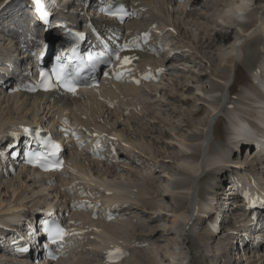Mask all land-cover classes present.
Here are the masks:
<instances>
[{"label": "rangeland", "instance_id": "rangeland-1", "mask_svg": "<svg viewBox=\"0 0 264 264\" xmlns=\"http://www.w3.org/2000/svg\"><path fill=\"white\" fill-rule=\"evenodd\" d=\"M2 1L3 0H0V4L2 3ZM195 1L197 2L196 3L184 2L185 4L183 2H180L179 6H174L173 4L174 2L167 0H136L135 6L141 14L139 19L137 18L130 23L128 22L127 29L131 31L133 30L141 31L143 30V28L147 26L154 25L157 26L158 29H162L166 25H171V26L174 25L176 30L175 31L169 30L167 32L165 31L164 35L161 37V40L167 45H169V49H170L169 51L178 50L180 51L179 53H181V55L188 54L190 55V57H198L197 59H195L198 62L196 64V67L191 66L189 62L190 58L185 59L186 61L185 62L183 61L184 59H181V57H177V59L179 58V60L181 61H179L177 64L174 63L176 62L175 56L177 55L175 54L173 56L174 61H172L174 64L170 62V64L166 65L169 67L177 66L175 72L174 69L172 70L170 69L166 71L165 74L160 75V77H158L156 81L151 83H146L145 85L142 84L141 86H139L138 91L137 88L132 89L134 90L132 91L131 87L122 86L120 90L118 89L117 92L113 94V95H117V97L114 100H112L111 98L113 103L117 106L110 108H105V107L99 108L97 106L98 101L96 99H94L95 102L91 101L90 99L87 100L82 98H77L74 101L76 104V105L74 104L75 108L78 109L75 112V116L77 117L78 127L82 126L88 132L93 130L95 131L99 130L101 132H105V133L108 132L109 134H112V136H114V138L116 139L114 143L117 146V150L119 149L120 152L124 151V153L130 157V159H126L125 157L116 158L114 160V163L120 166V168H118L116 171H111L109 166H107L108 162L106 161H101L98 163L90 162L83 155L82 152H78L77 154L72 156V158H70L71 162L73 161L75 165L78 164L80 169H82L86 175H88L89 173L88 172L89 168L86 166V164L88 165L99 164L101 166L100 168H104L107 166L108 169L110 170L107 173L112 172L111 174L107 175L108 177H104L101 175V171H100L101 169L98 168L96 172L92 174L93 178L94 179L96 178L97 181L95 185L98 186L99 188V190L94 192V195L96 194V196H100L102 194L103 188L102 185L100 184L102 182L108 183L106 180H110V182L113 183L112 185L118 186V189H120L119 187L120 185H122V183H127V182L132 184L141 183L142 187L144 186V189L147 192L149 191L148 193L146 191H145L146 193L143 191V193L139 195L136 191L134 192L131 191L130 196L132 197V199L128 200V203L135 206L136 208L138 207V209L135 208V210H133L130 213V216L138 219V221L142 223L148 222L152 217L156 216V212L157 213L159 212V210L152 211L149 208L147 209L144 201H146L147 199H152L153 203H157L158 206L163 208L162 211H160L162 212V217L157 218L158 219L157 225L159 226V228L163 229L162 233L160 232V236L163 237L162 235L165 234L164 232H166V230L164 229H167L172 233L168 236V238L171 237L169 238V241L171 240L170 246H168L167 243L162 242L163 247L162 246L161 247H162V252H164L162 253V255L165 258V261L159 260V264H168L166 257H169L171 255H173L174 258H178V259H174L175 262L180 263L182 257L186 253L185 245L181 242L183 232L181 231L175 232L172 224L170 223L171 221L169 220V217L172 214L170 211H168V208H169V201H171L172 198L171 196L179 194V196H182L183 198L185 197L184 192L186 190L174 189L175 187L173 185V181L183 180L184 179L183 165L184 163H191V161L187 158L178 159V157L175 158L172 157L171 155L173 154L180 155L179 153L182 152H184L183 154H189L192 151L196 150V148L197 150H199L198 152H200V147L203 143V140L201 139H197L193 141L189 140L188 138L189 133L191 132L202 133V131L204 130L202 124L198 122L197 118L196 119L192 117L188 118L186 117L187 113L189 110L194 111L201 106L205 109L207 113L209 112V110L212 109V106L218 99L219 96L218 93L219 92L222 93L225 87L224 85L231 78L233 68L240 67L239 61L241 58V49H242L241 47L243 46V44L246 41L250 40L251 38L257 37L258 32H261L262 29H263L262 33L264 34V27L254 28L255 25H257L256 23L259 21L264 25V0H238L237 3L235 4L237 13L234 15L236 21H235V25L233 26L234 36L236 37L235 40L232 41V45H233L232 48L227 50L225 54H223L224 55L223 59L221 60V62L218 63L220 67L225 68V73L224 74L209 73L206 79V81L214 85L213 88L214 90L213 89L207 90V88L204 89L195 83L191 84L192 88H190V90L188 91L187 90L184 91L182 89L179 90L178 88H176L178 86V81H176L175 78L178 77L179 75H185L186 74L185 70L193 69V71L195 70L200 71V68H202V64H203V60L199 59L200 54H197L199 53V51L197 50V45H195L196 43L193 42V40L191 39V37H193V39L196 38L194 36L197 35V31L190 24L191 23L190 20L194 21L198 13L204 12L203 9L201 8V3H202L201 0H195ZM187 10L190 12L193 11L194 13L191 15L189 14L186 15L185 11ZM79 13H82V11H79ZM256 20L257 22L255 23ZM247 21H251V25L249 27H242L241 26L242 23H245ZM188 28L191 30V32H193L192 33L193 36L187 35L186 30H188ZM0 47H1V42H0ZM175 47H177L178 49H175ZM193 50L194 53L192 54L191 51ZM161 59H162L161 56L160 57L147 56L143 60L158 63L160 62ZM178 67H180V69H178ZM181 68H187V69H181ZM238 72L239 71H237V73ZM186 76L187 75H185L184 77L186 78ZM145 90L148 91L146 92ZM130 93H132V95H129ZM135 93L137 95H135ZM169 94L178 95V97H180L179 99L180 101L188 97L192 102L188 105L181 104L176 99L173 100L172 98L168 97ZM133 95L138 97L140 99L138 103H143V105L134 103L130 99L131 97H133ZM11 96H5V98L3 99L0 98V128L2 125H3L2 127L6 126L9 120L10 122H12L19 120H27L34 117L39 118L38 116L39 113L41 112L40 109H38L39 112L37 114L35 112L30 113L27 116L23 114L25 113L26 110L24 108L31 109V104L33 103L35 104L33 98L31 99L27 98L25 101L23 96H20V98L18 97L15 98ZM32 99L34 102H32ZM7 100L8 102H5ZM23 100L26 102L25 103L26 105L21 104ZM144 103L146 104L145 106ZM17 106L20 109V111H15V108H17ZM8 107L12 109L10 111V114H6V113L3 114L4 113L3 111L7 110L6 108ZM124 110L125 111L128 110V111L124 112ZM244 110L246 109L242 107V111ZM141 114H143V116ZM212 115L213 113L212 114L210 113L209 120L211 119ZM133 119L135 120L134 122ZM186 120L188 121V125H184ZM211 122L212 124H214V126H217L222 131L220 122L217 121V119ZM153 128H155V130ZM118 135L120 136V138ZM215 140H216L215 137H213V135L210 134L208 142L206 141V155L209 153V151H211V146H212L211 144ZM119 141L122 142V144H118ZM237 152L239 153V151ZM237 152L234 154H232L231 151L229 150L224 152V155L226 156L227 160L233 161V164H230L232 166L230 167V171H228V173L226 174H231L233 176L239 175L240 172H237L234 166L240 165L241 162L240 163H236V162L240 160L239 158L241 157L242 151H240L239 154H237ZM139 154H140V159H138ZM152 154L160 155L162 161H164L167 164L166 165L167 169H165V167L161 165V162L160 163L158 162L159 158H154ZM244 154H246V152H244ZM132 157L135 158L133 160L136 164L131 162ZM243 158L244 155H242L241 160ZM145 159L148 160L152 159V160H150L151 161L150 163L142 164ZM140 162L141 165L140 166L137 165L140 164ZM192 165L195 166L194 164ZM153 167L158 168L157 176L159 177L156 183L153 184L154 185L153 187H156L158 190L162 191L161 192L162 194L156 195V197H154L155 194H151L152 192L151 187L148 188L149 186L144 183L142 178V176L149 173V170H151ZM77 169L81 171L78 167ZM187 174L190 176L191 173L189 172ZM62 180L64 179L60 178V181ZM200 182L202 183L199 184V186L196 189L195 198L197 201L199 200L201 201L203 199L207 200L210 198V194H212V191H210V189L207 188L209 186L204 187L202 185L205 184L203 183L204 182L203 180H201ZM217 182L218 179L216 177L213 179L210 178V182H209L210 184H214ZM224 187H226L225 182H222L218 190L221 191ZM59 191L61 190L58 189L56 191L55 189L53 190V188L49 187L48 185H43L41 182V178H39L37 175L35 176L34 174L19 175L18 172H16L7 177L0 178V199L2 200V204H3L1 206L2 208H8L14 210V209H21V206H25V208H29L30 206H34L35 204L39 205L45 202H54L55 200H57V202H61V200L63 199L62 196L63 194H61ZM101 199L103 203L106 204V201H104L103 197ZM206 205H208V203H206ZM227 209H229V205L224 206V210L226 211ZM163 212L166 214L163 215ZM228 213L229 212H227L226 214ZM241 214L242 211H238V209H235L232 210V213L230 215L232 217L241 216L243 218L244 214L243 215ZM74 216L77 222L88 224L89 227L94 228L93 231L90 232V234L89 233L85 234L84 237L86 241H90V240L91 241L89 242L90 244L87 245H83V243H79L78 247L82 246L79 249L85 253L84 255L81 256L82 253L79 251L72 252L68 256L65 255L63 258H61L59 263L60 264H100V262L98 261V257L95 255L96 252L95 250H97V248L92 245V242L99 240L101 238L100 228L105 226L106 223H103L102 220H97V219L91 220L86 215L79 216L78 214H74ZM119 221L128 223L127 225H132L135 222V219L133 220V218L131 219L128 217H123ZM115 225L117 226L115 227ZM115 225L114 226L110 225L109 228L111 233H113L114 235L116 234V229L120 226L119 224H115ZM113 230L114 232H112ZM186 231L189 233V229H187ZM195 233L196 232L192 233V237H194V239L197 240ZM203 235H204L203 232L197 233L198 238L200 237L202 238ZM204 237L206 238V236ZM221 240L222 238L220 240L217 239V242H221ZM121 242L124 244V246L129 247V243L127 241L123 240ZM202 242L204 243L206 241H201L200 243ZM149 244L151 245L152 248L156 247L151 243ZM220 244H222V242ZM259 254L260 252L258 253V256H260ZM256 255L257 253H255L253 256L256 257ZM253 256L248 252L243 253V255L241 256L242 260L240 261V264H247V261L250 262L252 261V263L255 264L256 262H259L258 260H261L262 258L261 255L260 257L257 256L258 258L253 260L252 258ZM158 258L156 257L157 260ZM2 264H8V262H3Z\"/></svg>", "mask_w": 264, "mask_h": 264}, {"label": "bare ground", "instance_id": "bare-ground-1", "mask_svg": "<svg viewBox=\"0 0 264 264\" xmlns=\"http://www.w3.org/2000/svg\"><path fill=\"white\" fill-rule=\"evenodd\" d=\"M221 1H223V2H221ZM237 1L238 0H201V2H202L201 8L203 9L204 12L198 13L196 16V19H194V21L190 20L191 23L190 22L189 23L197 31V35L194 36L196 38L193 39V37H191V39L193 40V42L196 43L195 45H197V50L199 51V53H197V54H200L199 59L203 60L202 68H200V71H196V70L193 71V69L185 70V73H186L185 75H187L186 78L184 77L185 75H179L178 77L175 78L176 81H178V86L176 88H178L179 90L182 89L184 91H186V90L188 91V90H190V88H192L191 84L195 83L204 89L207 88V90L208 89L212 90L214 88V85L212 83H209L208 81H206L208 74L209 73H215V74H224L225 73V68L220 67L218 63L221 62V60L223 59V56H224L223 54H225V52L227 50L232 48V46H233L232 41L235 40V37H236V36H234V31H233L234 27L233 26L235 25V21H236L234 15L237 13L236 8H235V4L237 3ZM196 2L197 1H195V0H187L186 3H196ZM173 4H174V6H179L180 1L174 2ZM185 13H186V15H188V14L191 15L194 12L193 11L190 12L187 10V11H185ZM253 22H254V20H253ZM256 22H257V20L255 21V23ZM237 24H240V23H237ZM256 24L257 25H255L254 28L264 27V25L260 21L257 22ZM250 25H251V21H247L245 23H242L241 26L242 27H249ZM237 26H239V25H237ZM173 27L175 29L174 25H173ZM189 28H188V30H186L187 35L193 36L192 35L193 32H191V30ZM258 30H260V29H258ZM262 32H263V29L261 32H258L259 37L257 36V37L251 38L250 40L246 41L243 44V46L241 47L242 48L241 49V58L239 61L240 67L239 68H237V67L233 68L231 78L228 80L229 82H226V84L224 85L226 87L227 92L231 91V87L229 85V83L231 81L236 80V82H238V83L242 82L243 79L245 78L244 77L245 71L254 67L257 64V62H261L264 60V54H261L262 51L264 50V39H263L264 34ZM54 34H56V32H54ZM175 49H178V48L175 47ZM164 50H162V51H164ZM169 50H170L169 45L166 44V51L165 52L168 53L169 55L165 56L164 52H161L160 55L163 58L160 60L159 63H163V65H168V64H170V62L174 61L173 56L175 54H177L178 56L177 55L175 56L176 62H174V63L177 64L179 61H181V60H179V58L177 59V57H181V59H184L183 61H185V59L190 58L189 62L191 64V66L196 67V64L198 62L195 59H197L198 57H190V55H188V54L181 55V53H179L180 51H178V50H174V51H169ZM191 52L193 54L194 50ZM164 56H165V58H164ZM163 69H164L163 70L164 74L166 71H168L170 69L171 70L174 69V72H175V69H177V66H174V67L168 66L167 68H163ZM178 69H180V67H178ZM181 69H187V68H181ZM237 71H239V72L237 73ZM263 73H264V71L261 70L258 77L259 78L263 77V75H264ZM114 85L116 87H118L117 84H114ZM143 85H145V84H143ZM148 85H150V84H148ZM175 86H176V84H175ZM135 88H137V91L139 90L138 87H132L131 90L135 89ZM132 91H134V90H132ZM235 91H236L235 95H233V97H229L230 98L229 101L233 104V106H235V104H236V108H233V106L230 103V105L232 106L230 108H232V109L228 110V114L231 117H229V119L227 117V120H229L228 121L229 127L231 126V123H233L234 118H236L235 120H239L238 114H244V113L248 114V112H252V111L258 112L257 109H254V108L249 109L250 105L247 102L249 99V92L247 90L242 91L241 89L235 88ZM104 94L107 95L108 92H102V96H104ZM91 95H92L91 92L88 94L87 93L86 94L81 93L80 98L87 99V100L90 99L91 101L95 102V100L93 99V96H91ZM129 95H132V93H130ZM135 95H137V94L135 93ZM135 95H133V97H131L130 99L134 103H138L140 101V99L138 97H136ZM11 97L20 98V96L17 94L12 95ZM116 97H117V95L111 96L112 100H114ZM168 97L172 98L173 100L176 99L177 101H179V103L184 104V105H188L192 102L190 100V98H188V97L184 98L181 101L179 100L180 97H178V95H170L169 94ZM0 98L3 99V98H5V96H2ZM23 98L26 101L27 98L26 97H23ZM31 98L34 99L35 104L34 103L31 104V109L24 108L26 110H25V113H23V114H25L26 116L29 115L30 113H33V112H35L37 114L39 112L38 109H40L41 112L39 113L38 117L39 118H47L49 116L48 115L49 111H55V110L59 111L58 105H53L52 103L44 102L43 98H40L38 96H32ZM31 98H28V99H31ZM6 99H7V97H6ZM33 99H32V102H34ZM24 100H23V102H21V104L26 105L25 104L26 102ZM221 100H223V97L218 96L217 101L215 103L213 102L214 105L212 106V109L209 110L208 113L201 106L194 111L189 110L191 112L188 111L187 116H186L188 118L189 117H192L195 119L197 118L198 122H200V124H202L203 130H204V131H202V133H198V132L189 133L188 134L189 140L190 141L197 140V139L203 140V143L200 147V148H202L203 144L206 141L208 142L209 135L212 134L216 140L211 144L212 145L211 151L206 155V146H205L204 150H203V156L202 157H200V152H198L199 150H197V148H196V150L192 151L189 154H183L184 152H182V153H179L180 155H175V154L171 155L172 157H175V158L178 157V159L179 158H184V159L187 158L191 161V163H184V165H183V171L184 172L183 171L182 172L184 173V179L173 181V185L175 187V188L173 187L174 189H185L186 190L184 192L185 197L183 198L182 196H179V194L173 195V196H171L172 197L171 201H169L168 211H170L172 215H170V217L169 216L168 217H169V220L171 221L170 223L172 224L173 228L174 227L177 228L178 232H180V231L183 232L186 222L189 221L187 216H188L189 211H190L189 209L191 208L190 206L192 204V197H194L196 189L199 186V184L202 183V182H200L201 180H203L204 181L203 183H205V184H202L204 187L209 186L207 188H209L210 191H213L214 194H217L219 204L222 205V204L226 203V201L228 200V197H225V198L221 197L220 196V190L217 189L219 187L220 183L222 182V180L225 178L224 175L227 172V170H230V168L228 169V167L230 166V164H233V161L227 160L226 156L224 155V148L223 147H226L227 151L228 150L232 151L231 153L234 154L236 151H239V153H240V151H243L244 145L240 144L239 148L237 150H233L229 144L231 142L234 143L233 145L237 144V142H235V137H233V136L230 137V142L229 143L226 142V144L224 146L219 143V140H222V136L223 135L225 136L228 134L226 132H224L222 134L221 129H219L217 126H214V124H212L211 121L216 119V116H215L216 114L214 113L215 111L224 113L225 109L223 108V106L220 105ZM62 101H63V103L68 105L67 111H69V114L72 117L77 119V117L75 116V112L78 109L74 108L76 105L74 102V99L73 98H65L64 100L62 99ZM100 101H101V103H99V102L97 103V106L99 108H102V107L108 108L109 103H110L109 100H107L105 98V99H101ZM5 102H8V100ZM73 103L75 105L73 106V110H72L70 106H72ZM138 104L143 105V103H138ZM145 105L146 104L144 103V106ZM177 107H179V106H177ZM242 107H244V109H246V110L242 111ZM6 109L7 110L3 111L4 112L3 114H5V113L10 114V111L12 109L10 107H8ZM34 109H35V111H34ZM87 110H88V108H87ZM15 111H20L18 106H17V108H15ZM127 111L128 110H126V111L124 110V112H127ZM233 111H235V112H233ZM210 113L211 114L213 113V115L211 116V119L209 120ZM141 115L143 116V114H141ZM33 119H37V118L34 117V118H32V120ZM219 119H221V118H219ZM27 121L28 120H19V121L10 122V120H9L6 126H10L13 124H20L21 122L23 124H25ZM134 121L135 120L133 119V122ZM184 125H188L187 120L185 121ZM2 126H1V128H2ZM152 127H151V129H152ZM243 127L245 128V126H243ZM153 129L155 130V128H153ZM149 132H151V131H149ZM110 135L112 136V134H110ZM112 138L114 140H116L114 138V136H112ZM119 138H120V136H119ZM118 144H122V142L119 141ZM262 144L263 143H261V141H260L261 146L259 147V149L264 151V145H262ZM220 147L223 148V150H220ZM119 152H120V150L118 149L117 153H116L117 157L119 156V158L125 157L126 159H130V157L127 154H125L124 151L123 152L121 151L120 154H119ZM211 152L217 153V157L213 158L212 157L213 155ZM250 152L251 151H249V152L247 151L246 154H244V152H242L241 157L239 158L240 160L238 162H236V163L241 162L242 165L240 164V165H236V166L240 167V166L244 165L245 167H248V166L249 167H254V166L257 167L256 171L254 172L256 174L253 173V177H252L253 180L251 183L252 186H255V182H256L255 180L257 179L259 181L260 179H262V175L264 177V163L256 162V161H254L253 158H250L252 156V154ZM242 155H244V158L241 160ZM153 157L159 158L158 162L159 163L161 162V165H163L165 167V169H167V167H166L167 164L164 161H162V158L160 157V155H153ZM133 159H135V158L132 157L131 162L135 163ZM138 159H140V154L138 156ZM245 159H246V161H245ZM150 160H152V159H149V160L145 159L142 164L150 163L151 162ZM192 164H194L195 166H193ZM76 165L80 169L78 164H76ZM76 165H75V168H77ZM138 165L140 166L141 162ZM86 166L89 168V171H88L89 176L87 175V177L84 178V181H85L84 183L87 186L88 185L91 186V185H94L97 183L96 178L94 179L92 177V174H94L98 168L101 169L100 170L101 175L104 177H108L107 175L112 173V172L107 173L110 171L107 166H109L111 171H116L118 168H120V166H118L116 163H114L110 159L108 160V165L104 168H100L101 166L99 164H92V165L86 164ZM154 167H156V166H154ZM154 167L151 170H149V173L142 176V178H143L144 183L149 186L148 188L151 187V191H152L151 194H155L154 197H156V195H161L162 191L158 190L156 187H153L154 186L153 184L156 183V181L159 179V177L157 176L158 168H154ZM80 170L83 174H85L82 169H80ZM186 172L187 173L190 172L192 175L190 174V176H189ZM26 173L28 175H30V173H28V172H26ZM18 174L21 175L24 173L20 171V172H18ZM254 175H255V178H254ZM219 176H220V179H219ZM51 177H52V175L42 176L41 178L44 180L42 182V184L43 185L48 184L45 182V179H49ZM212 177L213 178L216 177L218 179L219 183L209 184L208 181H210V178L213 179ZM259 177H261V178H259ZM106 181L108 183L102 182L101 184L100 183L99 184L102 185L107 191H110L112 193L109 197H106V198L104 197L107 200V203L108 204H115L116 206L121 205L119 208L117 207L116 209H113L112 211H111V209H108V210L111 211L112 213H115L116 215L122 213L123 214L122 216H124V217L126 216V217L131 218V219L133 218V220L135 219V222L132 225H127L128 223H125L123 221L120 222L119 223L120 226L116 229V234L127 237L130 240V243L132 245L131 249H129V251H127L124 258L121 260L120 264H159V260L165 261V258L162 255V253H164V252H162V247H163L162 242H165V243H167L168 246H170L171 240L169 241V238H171V237L168 238V236L172 232L168 231L167 229H164V230H166V232H164L165 234L164 235L161 234L163 237L160 236V232L162 233L163 229L159 228V226L157 225V222H158L157 218L162 217V212H160V211H162L163 208L158 206L157 203H153L152 199L146 200L144 198L146 200V201H144V203L146 204L145 206L147 207V209L149 208L152 211H158L159 210V212L158 213L156 212V216L152 217L148 222H146V223L139 222L138 219L130 216V213L133 210H135L136 207L129 205L127 203L128 198L126 196L120 195L121 193L119 191L122 190L121 188H124V190L127 189V190H129V191L131 190L133 192L136 191L139 195V194H142L143 191L144 192L146 191L144 189V186L142 187L141 183H136V184L133 183L132 184V183L127 182V183H122V185H121L122 187H120V189H118L119 190L118 191L112 187L113 183L110 182V180H106ZM236 183L238 186H240V183L237 182V180H236ZM48 186L52 187L53 190L54 189L56 191L58 190V186H55V187L53 185H48ZM243 192H245V193L250 192V187H246V188L243 187L242 193ZM196 204L198 206H200L202 203H200L199 201L196 200ZM2 205H3L2 200L0 199V207ZM223 206H226V205H223ZM202 207H205V206L202 205ZM30 208L33 209V206H30L29 208H25V206H21V209H19L18 211H25V215L28 217L31 213ZM5 209H7V210H5ZM136 209H138V207ZM12 210L13 209L1 207L0 208V216L4 212H8V211H12ZM164 214H166V213L163 212V215ZM32 217H31L32 223L36 224V222L33 221ZM114 223L116 224V222H111L108 225L105 224V226L100 228L101 239H103L102 241L107 243V244H113L114 243V240L111 237L112 233L109 229L110 225H112ZM114 225H112V226H114ZM116 226L117 225H115V227ZM112 232H114V230ZM200 232L201 233L203 232L204 235L202 236V238L201 237L198 238V236H197V242L194 241V239L191 236H188L187 234H183L184 237H182V239H183L182 243L185 244L186 249L190 250L188 264H210L209 261L213 258V256H215L218 253V251L221 252L220 247L217 246V239L220 240L222 235H220L218 237H212L211 236V237H209L208 240H205L204 236L207 235L206 232L203 231L202 229H199L196 232V235H197V233H200ZM201 241H206V242L200 243ZM149 243L153 244L156 247L152 248ZM77 251L82 253V254L80 253L81 256L85 254L81 250H77ZM259 252H260L259 255L260 256L262 255V258H261V260H258L259 262H256L255 264H264V253H263V251H261L260 249L253 251V252L250 251V254L253 256L255 253H257L256 257H254V256L252 257L254 260V259L260 257V256H258ZM241 256L242 255L238 254V256L236 258L234 257V260H232L231 263L232 264H234V263L240 264V261L242 260ZM132 257H133V259H132ZM156 257L157 258L159 257L158 260L156 259ZM169 257L172 260V264H175L174 256L171 255ZM219 259H220V255H219V257L218 256L216 257L215 261H217ZM8 264H10V263L8 262ZM57 264H60V263H57ZM218 264H224V263L220 259ZM247 264H254V263H252V261L251 262L247 261Z\"/></svg>", "mask_w": 264, "mask_h": 264}, {"label": "snow or ice", "instance_id": "snow-or-ice-1", "mask_svg": "<svg viewBox=\"0 0 264 264\" xmlns=\"http://www.w3.org/2000/svg\"><path fill=\"white\" fill-rule=\"evenodd\" d=\"M37 3H39V0H37ZM125 62H128V58L127 57H125ZM41 75L43 76V73H41ZM117 78H119V77H117ZM57 79L59 80V79H61V77L58 75ZM68 90L71 91V92H75V88H73V87H69ZM25 131H27V130H25ZM53 147L55 148V151L53 153H51V154L55 155L56 152L59 151V146L58 145H54ZM49 232L51 233L52 243H57V242L63 240L64 232H63V229L60 228L59 226L50 227L49 228ZM120 255H123V253L118 248L115 249L114 252H109L108 253V257H109L110 260L113 259V258H116V257H118ZM53 258H55V257H53Z\"/></svg>", "mask_w": 264, "mask_h": 264}]
</instances>
